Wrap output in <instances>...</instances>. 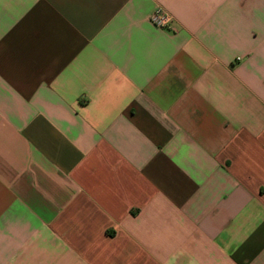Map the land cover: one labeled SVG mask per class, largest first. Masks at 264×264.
I'll use <instances>...</instances> for the list:
<instances>
[{"label": "crops", "instance_id": "0c3cea01", "mask_svg": "<svg viewBox=\"0 0 264 264\" xmlns=\"http://www.w3.org/2000/svg\"><path fill=\"white\" fill-rule=\"evenodd\" d=\"M0 264H264V0H0Z\"/></svg>", "mask_w": 264, "mask_h": 264}, {"label": "built area", "instance_id": "2783aa9c", "mask_svg": "<svg viewBox=\"0 0 264 264\" xmlns=\"http://www.w3.org/2000/svg\"><path fill=\"white\" fill-rule=\"evenodd\" d=\"M150 21L157 27L169 29L172 24V17L158 9L150 16Z\"/></svg>", "mask_w": 264, "mask_h": 264}]
</instances>
